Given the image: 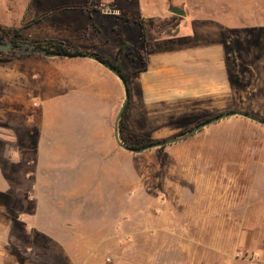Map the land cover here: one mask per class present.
Masks as SVG:
<instances>
[{
    "label": "rangeland",
    "instance_id": "1",
    "mask_svg": "<svg viewBox=\"0 0 264 264\" xmlns=\"http://www.w3.org/2000/svg\"><path fill=\"white\" fill-rule=\"evenodd\" d=\"M142 1L116 0L121 11L117 18L121 32H112L109 42L97 51L113 60L123 39H134V45L141 46L142 26L132 25L127 19H135ZM147 1L153 5V12L173 3L187 5L186 0ZM8 2L13 1L0 0V30H18L25 24L16 22L20 10L10 9ZM194 4L199 8H194ZM190 5L187 32L194 33L196 43L228 44L227 70L232 91L215 97L146 104L131 99L128 80L130 99L122 117L125 143L142 146L180 136L229 110H245L264 118V0H192ZM152 18L157 21L155 15ZM170 23L171 33L176 23ZM96 24L109 27L101 20ZM21 54L13 49L0 51V208L7 205L9 215L16 218L10 234L15 264H264V125L242 116L223 119L185 140L142 153L128 151L115 142L117 154L122 148L121 176L117 169L116 183L106 182L101 188L106 197H114L116 191L117 205L118 195L121 196L122 214L119 216L117 210L112 215L109 200L98 218H72L61 213L67 223L75 222L68 229L77 230V221L82 219L77 226L79 231L92 227L102 233L115 230L114 240L89 248L78 247L83 241L76 239L74 248H65L67 240L51 241L33 232L32 222L21 210L33 212L34 199L23 203L19 196L24 193L32 199L35 184L33 177L20 179L33 161L26 159L30 156L24 152L25 146L42 143L41 118L9 116L1 106L10 92L16 99L25 91L16 87L21 70L27 69L33 77L35 65L51 62V58L43 53ZM125 54L121 66L130 78L132 70L140 67L143 51L130 47ZM61 58L55 60H64ZM77 59L98 64L89 58ZM20 76L24 79V75ZM33 95L38 102L34 108L38 110L42 97L34 93L29 96L31 100ZM124 98L123 88L113 111L112 133ZM56 104L58 116L68 113V106L63 108L59 99ZM63 118L66 120V116ZM70 118L75 129L87 128L81 116ZM78 140V145L89 143L87 136ZM4 177L11 178L9 184ZM79 187L82 186H75V190ZM3 212L8 214L6 208ZM0 218H4L1 212ZM26 224H30L29 229ZM57 227L67 233L65 226Z\"/></svg>",
    "mask_w": 264,
    "mask_h": 264
},
{
    "label": "crops",
    "instance_id": "2",
    "mask_svg": "<svg viewBox=\"0 0 264 264\" xmlns=\"http://www.w3.org/2000/svg\"><path fill=\"white\" fill-rule=\"evenodd\" d=\"M10 1L17 2H8V7L20 10L16 22L25 24L19 30L27 37L41 40L57 38L71 45L97 51L101 45L109 42L108 37L112 36V32H121V24L117 19L121 17V11L116 0H112L110 7L118 10V15L101 9L100 0ZM186 1L187 5L173 3L185 10L184 15H179L171 12L168 5L153 12V5L144 0L136 9L135 19H127L132 25L140 23L142 26L139 38L141 46H135L134 39L122 40V43L132 42L134 50L143 51L140 67L134 68L129 78L132 100L136 98L146 104H154L215 97L232 91L227 70L228 44L196 43L194 33L187 32L188 17L191 15L188 9L192 0ZM193 7L199 8L197 4ZM153 15L157 18L156 22L153 21ZM98 20L109 24V27L100 28L96 24ZM171 20L176 24L170 33ZM82 41L90 44H81ZM120 46L116 49L115 57ZM60 57L64 60H55ZM50 58L51 62L41 61L35 65L33 77H30L27 69L21 70L20 75H24V79L19 75L16 87L25 91L19 94L21 98L16 99V95L10 92V97L6 96L1 106L3 113L9 116H40L44 127L40 135L42 143L25 146L24 149L30 156L26 159L33 161L29 162L31 166H28L20 181L33 177L35 191L32 199L24 193L19 198L23 203L34 199L35 204L30 214L25 208L21 212L33 224H26V227L30 225L33 232L51 241L67 240L65 248H74L76 239L83 241V245L78 247L97 248L102 241L114 240L115 230L113 233H102L97 227H92L79 231L77 226L82 224V219L77 221V230L72 227L68 229V226H75V222L67 223L61 213L70 214L72 218H98L106 210L105 203L109 200L112 215L115 216L117 210L119 216L122 214L121 196L118 195L117 205L116 191L114 197H106L101 185L106 182L115 184L117 169L121 176L122 148L117 154L112 116H115L114 107L122 98L124 86L118 76L93 59L98 64L77 59L86 57ZM34 93L42 97L38 110L34 108L38 103L36 97L33 95V100L29 98ZM73 96L78 98V106ZM56 99L60 100L63 108L68 106V113L57 115ZM75 108L79 111L76 112ZM70 116H81L87 128L81 131L75 129ZM85 136L89 139L88 145H78V139ZM4 179L9 184L11 178ZM75 186L82 187L75 190ZM5 208L8 214L3 212ZM5 208H0L4 216L0 218L3 223L0 226V264H15L17 258L11 252L10 234L16 218L9 215L7 205ZM60 225L66 227L68 234L57 227ZM59 233L63 236L60 237Z\"/></svg>",
    "mask_w": 264,
    "mask_h": 264
},
{
    "label": "water",
    "instance_id": "3",
    "mask_svg": "<svg viewBox=\"0 0 264 264\" xmlns=\"http://www.w3.org/2000/svg\"><path fill=\"white\" fill-rule=\"evenodd\" d=\"M170 11L173 13L179 14V15L185 14V10L176 6V5H171ZM12 49L20 50L21 46L15 45L12 41L0 42V51L9 52ZM40 53H43V54L50 56V57L60 56L59 54L50 53L45 49L40 50ZM62 56L63 57H86V58L93 59V60L99 62L100 64H102L103 66H105L108 70H110L112 73H114L116 76H118L122 80V83L124 86L125 98H124L122 105L119 109V112L116 116L114 134H115V139H116L117 143L122 148H124L128 151H131L134 153H142L148 149H152L155 147H163V146H167V145L172 144V143H176V142L185 140V139L191 137L192 135L196 134L197 132L201 131L205 127L210 126L212 124H215V123H217L223 119H226V118H229L232 116H242V117L248 118L252 121H255V122H258V123L264 125V118L258 117V116L254 115L248 111H245V110H229L226 112L219 113L215 116H212V117L198 123L193 128H191L189 131L183 133L180 136H173V137H169V138H165V139H159V140L151 141V142L144 144L142 146H132L130 144L125 143L122 140V137L120 135V122L122 120L124 111H125L126 106L129 102V99H130L129 85H128V82L126 81V79L124 78V76L122 75V73L118 69H116L114 66H112L110 63L102 60L100 57H98L94 53L85 52V53L76 54V55L65 53V54H62Z\"/></svg>",
    "mask_w": 264,
    "mask_h": 264
},
{
    "label": "trees",
    "instance_id": "4",
    "mask_svg": "<svg viewBox=\"0 0 264 264\" xmlns=\"http://www.w3.org/2000/svg\"><path fill=\"white\" fill-rule=\"evenodd\" d=\"M7 40L12 41L15 45H20L21 46L20 50H14V49L13 50L22 53L21 55L24 56H30L36 53H40V50L42 49H45L50 53L59 54L60 56H62V54L65 53L74 54V55L85 52L94 53L102 60L110 63L112 66L118 69L122 73V75L124 76L127 82L129 80L127 73L122 69L121 62H122L123 54H125L126 50L132 47L133 45L132 42L130 41H123L122 45L118 50L116 57L112 60L109 57L104 56L97 51L87 50L79 46L71 45L57 38H48L43 40L29 38L25 36L24 33L19 29L18 30L7 29V28L1 29L0 42H7ZM124 128H125L124 121L121 120L120 122L121 137L123 140H126L127 138L126 135L124 134ZM126 143L130 144L128 142Z\"/></svg>",
    "mask_w": 264,
    "mask_h": 264
},
{
    "label": "built area",
    "instance_id": "5",
    "mask_svg": "<svg viewBox=\"0 0 264 264\" xmlns=\"http://www.w3.org/2000/svg\"><path fill=\"white\" fill-rule=\"evenodd\" d=\"M112 3V0H100V7L101 9H104L105 11H109V12H112L116 15H118L120 12L118 10H114V9H111V4Z\"/></svg>",
    "mask_w": 264,
    "mask_h": 264
}]
</instances>
